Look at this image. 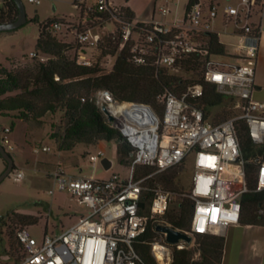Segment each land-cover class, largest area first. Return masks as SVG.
Listing matches in <instances>:
<instances>
[{
	"label": "built area",
	"instance_id": "2783aa9c",
	"mask_svg": "<svg viewBox=\"0 0 264 264\" xmlns=\"http://www.w3.org/2000/svg\"><path fill=\"white\" fill-rule=\"evenodd\" d=\"M73 1L79 12H83L81 24L88 21L97 24V20L88 18L89 14H117L119 11L110 0ZM27 2L38 6L42 0ZM187 4L183 23H167L155 17L122 21V40L118 50L129 42V55L134 65L150 64L176 73L181 71L183 60L197 55L203 62V81L214 85L219 94L234 100L236 115L217 125H208L202 112L188 103L189 98L203 94L200 84L189 86L181 95L165 90L157 97L163 107L161 116L149 105L119 103L113 100L110 92L95 91L90 99L100 110L102 107L108 109L113 117V121L108 122L132 148L125 166L127 175L121 177L114 173L107 179L68 175L63 164L58 162L48 175L53 186L47 193H67L85 205L88 211L71 227L56 234L43 230L37 238L28 227H20L16 238L21 246V259L16 264H138L135 240L149 225H153L157 233L150 242L156 263L171 264L168 245L184 249L186 243L168 244L166 233L157 231V227L172 228L161 218L168 212L176 195L193 204L189 231L183 233L192 238L205 235L223 237L229 227L240 224L244 195L264 191V102L252 98L261 30L254 18L264 17V0H238L236 4L222 6L215 0ZM157 13L165 17L169 11L159 7ZM219 15L220 27L216 31L213 26ZM228 24L234 26L232 35L239 40L240 52L232 56L234 64L221 66L213 60L215 56L211 55L203 35L216 33L219 36L226 32ZM64 25L52 23L49 30L56 32L65 28ZM89 30H74L76 48L73 58L83 67H92L96 63L88 52L95 51L100 41L92 40ZM240 120L244 122L252 144L263 149L255 161L253 190L248 185L246 161L237 135ZM11 133V126L0 123V145L8 154L14 150ZM32 151L40 154L51 149L33 146ZM190 155H193L195 171L189 190L176 194L156 186L152 190L148 214H142V196L149 191L146 181L181 165ZM88 159L95 166L97 161L105 159V152L89 154ZM140 167L151 168L152 173L137 177ZM10 175L17 182L24 179L22 170L14 169ZM259 214H264V210L260 209Z\"/></svg>",
	"mask_w": 264,
	"mask_h": 264
},
{
	"label": "trees",
	"instance_id": "16d2710c",
	"mask_svg": "<svg viewBox=\"0 0 264 264\" xmlns=\"http://www.w3.org/2000/svg\"><path fill=\"white\" fill-rule=\"evenodd\" d=\"M196 1L188 0L187 5L189 6ZM17 14L18 9L13 0H2L0 23L14 21ZM88 18L97 20L96 25L100 28H103L110 21L116 25V31L103 35L96 49L104 58L115 57L111 71L102 73L103 70L97 62L92 67L77 65L75 59L70 58L67 54L68 51L74 50L76 47L57 40L49 30L50 24L64 23V21L53 18L40 22L38 16L35 15L33 18H28L27 24H37L38 36L35 54L46 55L47 61L33 65L30 74L32 79L27 83L21 74L8 71L5 68L0 69V117L12 119L8 115L16 113L15 119L29 125L31 124L29 120L41 124L40 120L47 113H60L59 125H51L49 137L55 141L58 151H72L79 144L93 146L100 142H115L117 158L120 164L125 167L127 166V159L132 153V148L90 99L95 91L106 90L111 93L113 100L119 103L132 102L149 105L161 116L163 107L157 102V97L165 90L181 95L189 86L200 84L203 87V94L200 97L189 98L188 103L202 112L203 119L208 125L221 123L209 122L214 109L222 108L223 104L233 106V99L224 97L217 92L214 85L203 81V62L197 55H190L181 63V72L192 75L191 79H183L169 69L156 68L150 64L145 66L134 65L129 55V42L119 51V44L122 40V21L131 22L135 19L130 8L123 7L117 14L109 12L89 14ZM203 36L212 56L228 55L225 45L221 43L216 33H206ZM14 91H19V93L7 95ZM228 113L231 114L232 112L224 111L220 115L228 116ZM232 116L234 115L232 114L229 118L224 117L222 120L226 121ZM216 119L215 116L214 120ZM11 128L13 129V123ZM237 135L243 158L246 161L248 185L250 190H253L255 186V161L262 155L263 149L252 144L242 120L237 122ZM183 164L155 175L146 181V187L149 188V191L142 196L144 199L140 205L142 214H148L152 190L156 186L167 191H181L180 182L176 178L174 170ZM150 173H152L151 168L140 167L137 177L141 178ZM241 205L240 223L264 224V214H259L260 209L264 210V191L260 193L251 191L245 194ZM192 206L193 204L189 199H183L178 202L174 209L169 210L161 220L174 229L189 231ZM9 216L11 219L16 218L21 224L30 226L37 224V219L33 216L17 212L0 216V224H3V220L9 219ZM18 229L15 230L13 238L20 253L21 246L16 238ZM156 235L154 226L149 225L146 231L135 240L134 247L139 258L138 264H157L150 245L152 238ZM194 241L197 245L196 251L187 248L177 249L174 245H168L172 255L171 264H221L224 245L222 237L194 236ZM195 252H199V261L193 260ZM20 259L21 256L15 261H20Z\"/></svg>",
	"mask_w": 264,
	"mask_h": 264
},
{
	"label": "rangeland",
	"instance_id": "374dc122",
	"mask_svg": "<svg viewBox=\"0 0 264 264\" xmlns=\"http://www.w3.org/2000/svg\"><path fill=\"white\" fill-rule=\"evenodd\" d=\"M114 5L121 10L123 7H129L135 13V20H150L155 19L173 23H183L185 16V6L188 0H110ZM2 0H0L1 6ZM27 18L38 16L40 22L57 18L64 21L65 28L59 31H50V33L59 41L76 47L74 30L75 28L90 29L88 31L92 40H101L102 36L116 31V25L113 21L107 23L103 28L88 21L80 23L79 10L74 6L73 0H42L38 6L32 5L27 0H22ZM227 3L234 4V0H219V4ZM159 7H164L169 11L165 17L157 13ZM118 11V12H119ZM65 17V18H64ZM174 18V19H173ZM221 17L217 18L213 28L219 29ZM82 25V26H81ZM88 25V26H87ZM219 31V30H218ZM234 26L228 24L225 33H220L221 41L226 45V56H215L213 60L221 66L234 64V59L231 57L234 47L239 45V40L235 35H232ZM38 36V26L35 23H26L21 28L10 32L0 33V69L5 68L8 71L19 73L22 75L25 83L31 81V70L33 65L38 62H46L47 56L37 53L35 54V44ZM90 56H93L95 62L103 70L102 73L109 72L114 63L115 57L111 60L101 56L98 51H89ZM70 58L74 57V50L67 52ZM96 63V64H97ZM177 75L183 79H191V73L178 72ZM1 77V76H0ZM19 91H14L7 95L17 94ZM224 111L232 112L228 116L220 115ZM236 110L229 104L222 105V108H216L212 111L209 120L210 123L222 122L224 117L236 115ZM12 117H0L2 125L11 126L13 129L10 136L11 144L14 150L9 152L14 162L15 170H22L24 179L17 182L9 174L0 183V216L11 212H22L29 214L37 219L35 226L21 224L16 218L9 216V219L3 220L0 224V264H16L21 256L14 242L13 234L20 227H28L34 237L39 238L42 231L47 233H59L63 229H67L76 223L81 214H85L88 208L81 205L77 200L71 198L67 193L56 192L49 195L47 192L53 186V181L48 177L49 173L53 172L58 162L63 164V169L68 175L83 176L92 179H107L112 174L116 173L121 177L127 175V169L120 164L116 155L115 142H100L97 145L86 146L83 144L77 145L72 151L59 152L55 141L51 140V125H59L60 113H47L40 120L41 124L30 121L31 124L22 122L14 117L16 113L8 115ZM216 116V120L214 117ZM233 117V116H232ZM217 121V122H216ZM33 146H47L51 149L50 152L34 154ZM99 151L105 152V158L112 161L113 165L109 170H105L101 161H97L93 166L88 155H96ZM4 166L0 159V174L3 172ZM176 178L180 182L181 191H172L176 194L188 191L191 185L192 176L195 171L193 165V155H190L184 164L175 170ZM185 197L176 195L171 203L169 210L174 209L178 202ZM168 210V211H169ZM18 213V212H17ZM187 249L196 251L197 245L192 238V241L186 243ZM199 252L193 255L194 261H199Z\"/></svg>",
	"mask_w": 264,
	"mask_h": 264
},
{
	"label": "crops",
	"instance_id": "0c3cea01",
	"mask_svg": "<svg viewBox=\"0 0 264 264\" xmlns=\"http://www.w3.org/2000/svg\"><path fill=\"white\" fill-rule=\"evenodd\" d=\"M215 1L219 3V0ZM237 2L238 0H234V4ZM82 17L83 16H80V21H82ZM254 22L260 24L261 30L259 35V51L254 78L255 89L252 93V98L258 102H264V17H255ZM215 30L218 31L219 29ZM221 43L223 42L221 41ZM239 52V47H234L232 54L237 55ZM3 166L5 168L4 163ZM17 212L20 214H26L19 211ZM222 238L224 245L221 256V264H264V224L240 223L236 226L229 227L224 232V236Z\"/></svg>",
	"mask_w": 264,
	"mask_h": 264
},
{
	"label": "water",
	"instance_id": "95a60500",
	"mask_svg": "<svg viewBox=\"0 0 264 264\" xmlns=\"http://www.w3.org/2000/svg\"><path fill=\"white\" fill-rule=\"evenodd\" d=\"M13 1L15 2L18 9L17 17L14 21L0 23V33L15 31L27 23L28 18L22 0H13ZM101 111L104 115H106L109 122L113 121V117L106 107H102ZM0 158L5 163V168L3 172L0 174V183H1L12 172L14 167V162L12 157L4 150V148L1 145H0ZM101 164L105 168V170H109L112 167V161L107 158L103 159L101 161ZM157 231L166 233V241L168 244H178L181 242H185L189 244L192 241L191 236H188L182 231L174 228L159 226L157 227Z\"/></svg>",
	"mask_w": 264,
	"mask_h": 264
},
{
	"label": "bare ground",
	"instance_id": "6f19581e",
	"mask_svg": "<svg viewBox=\"0 0 264 264\" xmlns=\"http://www.w3.org/2000/svg\"><path fill=\"white\" fill-rule=\"evenodd\" d=\"M120 109V108H119Z\"/></svg>",
	"mask_w": 264,
	"mask_h": 264
}]
</instances>
